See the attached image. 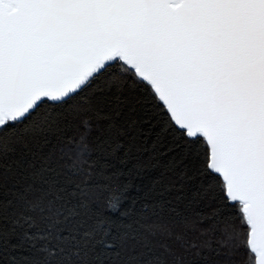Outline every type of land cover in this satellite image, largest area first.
I'll return each mask as SVG.
<instances>
[{"label":"snow or ice","instance_id":"1","mask_svg":"<svg viewBox=\"0 0 264 264\" xmlns=\"http://www.w3.org/2000/svg\"><path fill=\"white\" fill-rule=\"evenodd\" d=\"M0 193V264H264V0H0Z\"/></svg>","mask_w":264,"mask_h":264},{"label":"trees","instance_id":"2","mask_svg":"<svg viewBox=\"0 0 264 264\" xmlns=\"http://www.w3.org/2000/svg\"><path fill=\"white\" fill-rule=\"evenodd\" d=\"M63 146V141L58 140L57 138H52L48 144H46L43 148L42 155L47 158L48 156H58L59 150ZM89 146L90 148H95V144L92 138H89ZM151 143L148 141L137 140L134 142L132 146V159L129 161V167L132 165H141L136 169V171L131 176H123L121 180L126 183H129V194L131 197L135 198L137 195V187L141 184L149 183L153 178L159 176L165 161V157L160 156L158 158H152L151 156ZM123 155V153H117V156ZM97 153L95 151L92 152V159H95ZM107 160H113V157H108ZM117 163L118 162L114 161ZM3 193H0L2 195ZM180 196V199L177 197ZM193 193L189 191L188 188L183 190L170 189L168 190L164 196L160 197L161 208L165 216L172 214V209L174 208L176 212L189 214L194 213L196 211H203L206 209L197 208L190 204ZM168 200H172L173 203L168 205L166 202ZM195 239V237H193ZM176 246V245H174ZM207 252V249H205ZM185 264H213V259L211 256H208L206 259L202 257H188L185 260Z\"/></svg>","mask_w":264,"mask_h":264}]
</instances>
